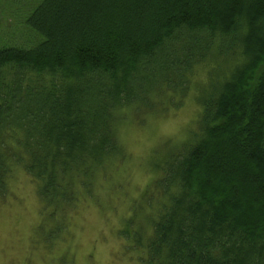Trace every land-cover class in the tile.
Instances as JSON below:
<instances>
[{
    "label": "trees",
    "instance_id": "1",
    "mask_svg": "<svg viewBox=\"0 0 264 264\" xmlns=\"http://www.w3.org/2000/svg\"><path fill=\"white\" fill-rule=\"evenodd\" d=\"M1 16L0 193L17 162L43 198L73 203L76 180L91 190L121 155L125 109L184 95L197 64L227 62L200 97L196 139L158 178L168 203L138 259L264 264V0H38L22 43Z\"/></svg>",
    "mask_w": 264,
    "mask_h": 264
},
{
    "label": "rangeland",
    "instance_id": "2",
    "mask_svg": "<svg viewBox=\"0 0 264 264\" xmlns=\"http://www.w3.org/2000/svg\"><path fill=\"white\" fill-rule=\"evenodd\" d=\"M37 1L0 0L1 26L13 31L14 43L35 40L23 20ZM220 64L218 71L212 60L197 64L184 95L167 92L148 111L125 109L117 125L121 155L95 171L91 190L76 180L71 204L43 198L24 164L10 163L0 193V264H140L161 201L168 203L158 178L196 139L200 97L212 77L221 78L228 63Z\"/></svg>",
    "mask_w": 264,
    "mask_h": 264
}]
</instances>
